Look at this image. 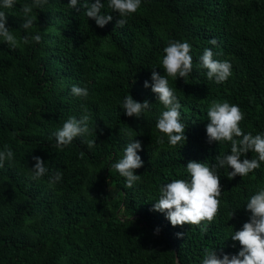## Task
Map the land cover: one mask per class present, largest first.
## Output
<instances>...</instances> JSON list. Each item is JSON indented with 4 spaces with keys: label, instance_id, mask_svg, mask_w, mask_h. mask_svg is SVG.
Returning a JSON list of instances; mask_svg holds the SVG:
<instances>
[{
    "label": "trees",
    "instance_id": "obj_1",
    "mask_svg": "<svg viewBox=\"0 0 264 264\" xmlns=\"http://www.w3.org/2000/svg\"><path fill=\"white\" fill-rule=\"evenodd\" d=\"M101 2V11L113 16L104 28L82 7L70 8L69 0H49L33 9L35 24L28 30L40 33L39 44L13 48L0 38V151L8 145L14 153L0 168V264H202L205 247L218 256L237 254L241 246L230 237L248 221L245 208L256 187H264V162L231 180L230 168L218 170L221 203L210 224L173 227L165 213L152 209L160 186L190 179L189 161L211 165L217 155L230 154V142L208 143L213 100L240 107L245 134L264 133V0H142L122 28L115 27L119 16L108 0ZM24 3L31 0L0 8L18 41L26 34L20 27ZM213 38L217 46L209 44ZM170 40L187 41L193 58L185 81L168 77L186 123L187 140L176 146L155 127L163 105L151 87H143L146 80L151 85L153 71L165 74L163 49ZM205 48L232 64L224 83L209 80L199 66ZM73 85L87 86L89 96H73ZM128 94L151 108L139 118L126 116L122 103ZM81 105L92 113L94 135L58 149L53 133L69 116L79 118ZM86 139H95L96 146L89 149ZM131 139L141 143L143 167L134 171L140 181L127 188L112 164ZM34 156L49 168L39 180L31 178ZM57 169L61 181L49 184Z\"/></svg>",
    "mask_w": 264,
    "mask_h": 264
},
{
    "label": "clouds",
    "instance_id": "obj_2",
    "mask_svg": "<svg viewBox=\"0 0 264 264\" xmlns=\"http://www.w3.org/2000/svg\"><path fill=\"white\" fill-rule=\"evenodd\" d=\"M49 0H31V3H24L21 12L24 15V21L20 25L25 30L18 41L13 32L6 27L7 14L0 10V38L10 45L17 47L19 42L28 44L34 41L39 44L43 37L40 33L31 35L28 30L32 29L35 19L32 16L33 9L42 8ZM142 0H108L107 7L112 13H117L119 18L116 20L115 27H123L127 23V17L136 13L140 8ZM16 0H0V8L11 9L15 6ZM69 7L79 12L82 7L84 15L99 28H104L113 20L111 14H104L101 10L105 7L101 0H94L89 3L83 0L82 4L78 0H69ZM209 44L217 46L215 38L209 41ZM191 45L187 41L170 40L163 49L162 69L164 75L153 71L151 74V85L146 80L143 87H151L152 93L157 97V101L163 105V111L160 113L155 127L157 130L168 137V143L171 146L183 144L186 142L185 135L186 123L182 121L180 109L182 107L175 91L169 86L168 77L185 79L193 72V58L191 56ZM222 53L214 52L212 48H205L200 57V67L206 69V75L209 80H214L216 84H222L232 75V64L228 60H219L214 57ZM75 97L87 98L89 90L87 86L73 85L70 89ZM147 100L137 102L131 95H126L123 99L122 108L128 117L139 118L142 113L151 108ZM82 115L79 118L69 116L62 127L53 133L55 137V146L63 149L70 145L77 137H86L94 135V128L89 126L92 119V113L86 106L81 105ZM206 135L208 143L230 142V154L215 157V163L209 165L207 162L189 161L186 172L190 179H174L170 183L164 184L159 188V199L153 203V211L166 214V219L173 227L185 224L199 226L204 222L210 224L218 215L220 208V196L222 186L218 170L225 167L230 168L228 172L230 180L236 176L244 177L254 170L260 168L261 162H264V133L253 135L251 132L245 134L240 127L245 119V114L236 104L228 101L213 100L207 110ZM130 129V128H129ZM131 130V129H130ZM16 135V133H13ZM140 135V134H137ZM163 139L159 143H163ZM84 143L89 149L96 146L95 139H86ZM141 151L139 140L133 142L131 139L125 146L123 156L112 164V167L121 177L126 179V187L132 188L134 184L140 181L141 176L135 175L134 171L143 167V160L138 155ZM256 154V158L241 159L247 153ZM84 153H81L83 156ZM14 153L8 145L0 151V168L4 166L5 161H11ZM35 166L31 168L32 179L39 180L49 173V168L45 162L37 156L33 157ZM63 172L59 169L52 171L49 176V184H55L61 181ZM245 210L250 213L248 221L242 228L235 231L230 237L232 241L239 242L241 250L235 255L222 254L217 255L215 249L205 247L203 249L202 264H264V187H256L255 193L250 196ZM234 212L231 214V218ZM157 232L159 229L156 230ZM201 231L206 232L207 227H202ZM184 234L177 233V238Z\"/></svg>",
    "mask_w": 264,
    "mask_h": 264
}]
</instances>
